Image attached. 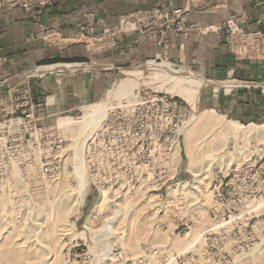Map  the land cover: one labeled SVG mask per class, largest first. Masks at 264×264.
Returning <instances> with one entry per match:
<instances>
[{
	"label": "rangeland",
	"instance_id": "rangeland-1",
	"mask_svg": "<svg viewBox=\"0 0 264 264\" xmlns=\"http://www.w3.org/2000/svg\"><path fill=\"white\" fill-rule=\"evenodd\" d=\"M161 60L113 71L90 100L89 87L74 99L61 80L57 108L52 93L31 89L38 76H26L27 118L18 112L23 86L12 101L0 93V264H264V121L240 122L212 107L231 94L232 78ZM168 65L206 84L164 83ZM184 86L193 97L178 94ZM142 90L187 107L167 179L147 157L157 151L135 160L117 143L102 150L99 135L90 142L108 110L129 106ZM94 109L96 123L81 135Z\"/></svg>",
	"mask_w": 264,
	"mask_h": 264
},
{
	"label": "crops",
	"instance_id": "crops-1",
	"mask_svg": "<svg viewBox=\"0 0 264 264\" xmlns=\"http://www.w3.org/2000/svg\"><path fill=\"white\" fill-rule=\"evenodd\" d=\"M161 5L170 12L184 9L185 36L165 34L157 42L149 39L152 29L109 30L122 15ZM230 18L243 20L239 25L245 32H264L258 23L264 19V0H53L31 11L0 8V93L8 94L40 66L87 63L100 67L88 72H47L37 75L38 83L29 81L34 91L52 93L57 108L61 80L69 83L64 92L74 99L89 87L90 100L113 71L158 57L199 71H217L233 80L264 83V55L241 57L225 45L227 32L219 28ZM99 37L102 43L96 40ZM212 107L240 122L264 121V94L253 85L218 95Z\"/></svg>",
	"mask_w": 264,
	"mask_h": 264
},
{
	"label": "built area",
	"instance_id": "built-area-1",
	"mask_svg": "<svg viewBox=\"0 0 264 264\" xmlns=\"http://www.w3.org/2000/svg\"><path fill=\"white\" fill-rule=\"evenodd\" d=\"M52 1L0 0V8L9 11L15 7H21L26 11H31L47 7ZM240 22H243V20L238 21L230 18L219 28V30L227 32L228 37L225 45L241 57L248 55L263 56L264 32L259 30L249 33L245 32L240 27ZM258 23L264 26V19L258 21ZM185 24V11L183 8L174 9L170 12L165 5H161L122 15L109 30L127 32L146 28L152 29L149 39L159 42L162 41L165 34L185 36ZM47 33L45 32L44 35H47ZM102 39L99 37L96 40L102 43ZM155 59L161 60L162 58L158 57ZM232 82H234L233 86L226 85V90L230 88L232 92L234 88H250L253 85L264 94V83L253 84L249 81L233 80V78ZM224 85L225 83L222 86L224 87ZM20 86H23L25 97H23L24 103L22 105L24 109L18 112H20L21 116L27 118L32 115L31 107L33 104L29 83L26 80L16 84L8 94L6 93L3 96L12 101ZM138 93V96L129 106L118 107L110 112L108 117L96 128L90 142L94 145L99 143L100 141L95 142V138L99 135L103 138L101 140L102 144H104L101 147L102 150H111V146L117 143L119 149L125 151L129 157L135 160H138L139 156L142 157L141 151L142 153L150 150L157 151L156 158H152L150 155H147V157L151 158L155 165L160 166L158 169L160 171L162 169L167 179L170 174L171 176L173 175L176 167L175 152L179 147L180 119L187 115V107L181 99L166 93L145 92L144 90ZM15 112L6 113L5 117L13 116ZM20 118H11L10 120L16 123Z\"/></svg>",
	"mask_w": 264,
	"mask_h": 264
},
{
	"label": "bare ground",
	"instance_id": "bare-ground-1",
	"mask_svg": "<svg viewBox=\"0 0 264 264\" xmlns=\"http://www.w3.org/2000/svg\"><path fill=\"white\" fill-rule=\"evenodd\" d=\"M99 68H100L99 66H96V65L94 66L93 64L90 65V64H87V63H80V64H53V65L37 67L35 70H33L31 72H28L26 74V76L41 75V74H44V73H47V72L49 73V72L62 71V70H69V71H78V70H81V71H94L95 70L96 71ZM164 71H165V74H166V76L162 80L164 83H167V82L171 81V79H177L179 81H183V82L186 83V79H189L188 82L192 86H200V85L206 84L205 81L202 78L195 79L194 77H190L188 75H183L185 73L184 71L180 70V72H176V71L172 70L169 67V65L167 66V68H164ZM173 85H174V88L176 86L178 87V83H176V82L173 83ZM215 87H217V86H215ZM172 88H173V86H172ZM179 90H180V92L178 94H182L186 98L187 97H189V98L193 97V95L195 94L193 89H192L193 90L192 91L191 89H187L185 86L179 88ZM119 91H120V88H117V86H116V87L113 88V90L110 92V94H114L113 97L116 98L117 96H119ZM189 92H190V94H189ZM103 102L97 103L96 104V109L99 108L100 106H102L101 104H103ZM103 106L105 107V105H103ZM96 109L88 110L85 113V115H84L85 116L84 117L85 120L84 121H86V122L82 124V129H80L81 130V135L82 134H86L90 130L91 126H93L96 123V118L94 117V111H96ZM113 110H115V109H113ZM113 110H108V112L106 114V118L108 117L110 112L113 111ZM86 117H88V118H86ZM80 121L82 122V120H80ZM78 173H79V177H80L82 175L81 171L78 170Z\"/></svg>",
	"mask_w": 264,
	"mask_h": 264
}]
</instances>
